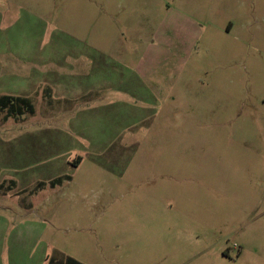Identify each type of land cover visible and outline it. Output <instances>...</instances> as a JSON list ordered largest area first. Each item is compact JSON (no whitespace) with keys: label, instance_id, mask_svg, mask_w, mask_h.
Returning a JSON list of instances; mask_svg holds the SVG:
<instances>
[{"label":"rangeland","instance_id":"374dc122","mask_svg":"<svg viewBox=\"0 0 264 264\" xmlns=\"http://www.w3.org/2000/svg\"><path fill=\"white\" fill-rule=\"evenodd\" d=\"M0 97V264H264V0H0Z\"/></svg>","mask_w":264,"mask_h":264},{"label":"trees","instance_id":"16d2710c","mask_svg":"<svg viewBox=\"0 0 264 264\" xmlns=\"http://www.w3.org/2000/svg\"><path fill=\"white\" fill-rule=\"evenodd\" d=\"M9 99L7 97H0V108L4 109L6 108V106L9 104ZM22 102H25L24 100ZM27 106V105H26ZM25 106V107H26ZM16 107H13V105H10L9 109H8V115L10 116L11 113L14 114V112L16 111L17 113L21 114L22 113V109H19V108H16ZM29 111H31V107L29 105ZM65 264H80L78 263L77 261L71 259V258H67L66 260V263Z\"/></svg>","mask_w":264,"mask_h":264},{"label":"crops","instance_id":"0c3cea01","mask_svg":"<svg viewBox=\"0 0 264 264\" xmlns=\"http://www.w3.org/2000/svg\"><path fill=\"white\" fill-rule=\"evenodd\" d=\"M76 163H77V165H76ZM76 163L74 164L75 165V168H77L78 166H79V164H80V161L79 160H77L76 161ZM56 186H58V185H56L55 183H53V184H49L48 185V190H50V191H55L56 190ZM47 187H45V189H46ZM44 189V190H45ZM31 197L33 196V195H30ZM33 198V197H32ZM17 245V243H14V246H16ZM3 245H1V243H0V249H1V247H2ZM79 263V262H78ZM48 264H61V261L58 259H55V261H53V262H50V263H48ZM64 264V263H63Z\"/></svg>","mask_w":264,"mask_h":264}]
</instances>
